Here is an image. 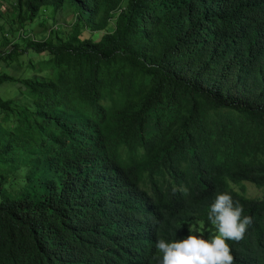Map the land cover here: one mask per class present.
I'll return each instance as SVG.
<instances>
[{
  "label": "trees",
  "instance_id": "16d2710c",
  "mask_svg": "<svg viewBox=\"0 0 264 264\" xmlns=\"http://www.w3.org/2000/svg\"><path fill=\"white\" fill-rule=\"evenodd\" d=\"M13 8L23 42L0 62L33 52L57 74L21 80L23 104L0 97V166L29 167L18 190L0 179V264H161L158 239H186L192 221L217 234L208 213L225 192L252 218L227 241L234 264H264V198L230 185L264 187V0ZM66 9L68 33L25 31Z\"/></svg>",
  "mask_w": 264,
  "mask_h": 264
},
{
  "label": "rangeland",
  "instance_id": "374dc122",
  "mask_svg": "<svg viewBox=\"0 0 264 264\" xmlns=\"http://www.w3.org/2000/svg\"><path fill=\"white\" fill-rule=\"evenodd\" d=\"M14 5L15 0H0V57L6 56L15 44H21L23 42V38L20 37L21 33H19L20 29H18V26L14 23L16 17L15 9L13 8ZM74 23L75 15L70 9H66L57 16L56 21L54 22L48 20L46 16H42L26 26L24 29L25 31L33 33L35 38L40 40L47 36L50 28L53 27L56 29L57 27L56 30L61 31L62 33H68ZM114 23L115 20L111 22L106 32H111L113 30ZM104 34L105 32H91L85 29L82 33V38H91L95 41H99ZM42 58V55L29 52L16 58L15 60L7 61L5 59L0 62V74L8 75L16 80L15 82L7 81L0 84V97L5 101L14 100L16 103L23 104L28 100V98L23 94L24 86L21 84V80L33 79L37 77L51 78L53 75L55 77L57 74L56 68H47L42 70V65L40 62H37ZM34 61L37 65L36 68L32 65ZM4 117L5 112L0 109V126L5 125ZM28 169L29 167L27 165H16L14 168L5 165L0 166V179L2 175L7 177V181L5 183L7 190H18L27 182ZM44 179L45 178H42L41 182ZM230 185L235 191L242 193L247 198H264V187H257L250 182H242L240 184L230 183ZM37 186L38 185H35L34 187ZM30 188V192L32 193L33 187ZM187 226L189 229L198 228L200 233H194L196 235H200L203 232L200 222L192 221L191 223H188Z\"/></svg>",
  "mask_w": 264,
  "mask_h": 264
},
{
  "label": "clouds",
  "instance_id": "9594fccd",
  "mask_svg": "<svg viewBox=\"0 0 264 264\" xmlns=\"http://www.w3.org/2000/svg\"><path fill=\"white\" fill-rule=\"evenodd\" d=\"M243 208L234 202L227 192L218 193L208 213V221L215 226L217 234L204 239L199 229H191L186 239L166 242L156 241L162 253L161 264H234L228 240L239 242L252 223L250 216H242Z\"/></svg>",
  "mask_w": 264,
  "mask_h": 264
}]
</instances>
